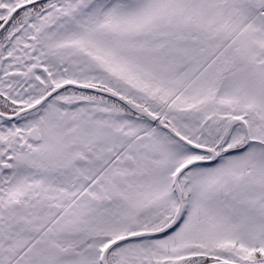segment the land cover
<instances>
[{
    "label": "snow or ice",
    "instance_id": "obj_1",
    "mask_svg": "<svg viewBox=\"0 0 264 264\" xmlns=\"http://www.w3.org/2000/svg\"><path fill=\"white\" fill-rule=\"evenodd\" d=\"M0 264H264V0H0Z\"/></svg>",
    "mask_w": 264,
    "mask_h": 264
}]
</instances>
